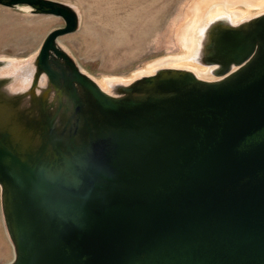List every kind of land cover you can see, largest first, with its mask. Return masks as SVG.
Here are the masks:
<instances>
[{"label": "water", "instance_id": "water-1", "mask_svg": "<svg viewBox=\"0 0 264 264\" xmlns=\"http://www.w3.org/2000/svg\"><path fill=\"white\" fill-rule=\"evenodd\" d=\"M0 6L64 23L0 61L9 264H264V13L203 29L216 79L165 67L105 92L57 44L70 6Z\"/></svg>", "mask_w": 264, "mask_h": 264}, {"label": "rangeland", "instance_id": "rangeland-1", "mask_svg": "<svg viewBox=\"0 0 264 264\" xmlns=\"http://www.w3.org/2000/svg\"><path fill=\"white\" fill-rule=\"evenodd\" d=\"M51 1L70 6L79 18L78 29L58 38V46L101 89L105 83L112 86L110 90L107 86L110 92L114 86L129 83L150 71L165 67L185 69L180 67L183 62L195 68H212L198 58L197 52H190L186 60V47L190 43L184 44L180 39L189 26L197 22L195 28L199 30L212 18L238 25L259 15L255 8L248 18L233 19L230 11L244 7L234 3L245 0ZM202 1L207 4L197 12ZM213 12L217 14L213 16ZM63 25L60 18L33 15L26 7L0 6V61L25 66L32 62L47 34ZM0 72H5V68ZM208 79L216 76L211 73ZM13 259L14 248L4 222L0 188V264H9Z\"/></svg>", "mask_w": 264, "mask_h": 264}, {"label": "bare ground", "instance_id": "bare-ground-1", "mask_svg": "<svg viewBox=\"0 0 264 264\" xmlns=\"http://www.w3.org/2000/svg\"><path fill=\"white\" fill-rule=\"evenodd\" d=\"M211 1V0H209ZM207 3L205 2H201V6L198 8L197 12H199L200 10H202V8H204L206 6ZM235 5L237 6H244L243 9H238L237 12L235 11H230L232 17H234L233 19H242L244 17H249L251 16L252 12H251V9H256V13L257 14H261V13H264V0H245V1H242V2H236L234 3ZM227 5V4H226ZM229 7L230 10H233L234 8L233 7H230L231 5H227ZM235 10V9H234ZM217 13H214L213 12V16H215ZM213 18L210 20V21H207L205 22V24L203 26H201L202 28H200L198 30V28H195V24H192L189 26V28L184 32V36L180 39L182 43L184 44H188L187 42L190 43V47H186V52H185V56L187 55L188 57L186 58L189 59V55H190V52H195L198 45H199V41L201 40V38H195V33L199 34V36H201L204 32L203 29H205L211 22H213ZM193 38H195L194 40H192ZM186 46V45H185ZM190 48V50L188 49ZM185 60V59H184ZM180 67H183L187 70H190L189 68H191L192 72L198 76L199 78H202V79H208L210 77V74L213 72V69L210 68V69H204V68H195L193 67L190 63H181ZM32 72H33V69L32 67L30 68H26L24 71H23V74H22V77H21V83L23 85H28L29 83V80L32 76ZM152 71H150L149 73H151ZM109 86V90L111 89L112 86L110 85H107V83L103 84L102 85V89L105 91V92H110L108 91V87Z\"/></svg>", "mask_w": 264, "mask_h": 264}]
</instances>
